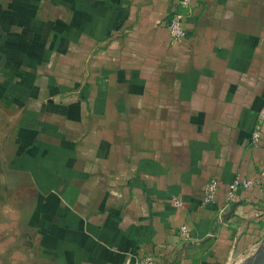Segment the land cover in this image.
I'll list each match as a JSON object with an SVG mask.
<instances>
[{"label": "crops", "instance_id": "1", "mask_svg": "<svg viewBox=\"0 0 264 264\" xmlns=\"http://www.w3.org/2000/svg\"><path fill=\"white\" fill-rule=\"evenodd\" d=\"M190 4L173 41L176 0H0L7 168L37 264H264V0ZM236 178L253 184L219 216Z\"/></svg>", "mask_w": 264, "mask_h": 264}, {"label": "rangeland", "instance_id": "2", "mask_svg": "<svg viewBox=\"0 0 264 264\" xmlns=\"http://www.w3.org/2000/svg\"><path fill=\"white\" fill-rule=\"evenodd\" d=\"M8 113L0 110V264H37L34 240L20 221L23 218L17 184L7 165L11 161ZM15 179V176H14ZM252 258H256L253 252ZM232 264H241L233 261Z\"/></svg>", "mask_w": 264, "mask_h": 264}, {"label": "built area", "instance_id": "3", "mask_svg": "<svg viewBox=\"0 0 264 264\" xmlns=\"http://www.w3.org/2000/svg\"><path fill=\"white\" fill-rule=\"evenodd\" d=\"M191 4L190 0H176V8L170 13V18L166 23V28L171 40L179 41L185 36V29L183 27V19L190 14ZM264 124V106L261 108L254 131L251 134V143L257 145L260 141L261 130ZM253 180L245 178H236L230 184L227 192V202L224 206L218 209L219 216L223 211L233 202L236 192L240 187L250 188ZM217 191V181L215 178L210 179L204 187L203 204H209L214 201ZM181 232L186 233V225H181ZM135 264H155V259L151 255H146L139 258Z\"/></svg>", "mask_w": 264, "mask_h": 264}]
</instances>
